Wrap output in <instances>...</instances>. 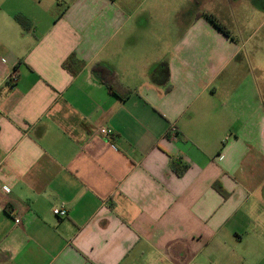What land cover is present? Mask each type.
<instances>
[{"label":"crops","instance_id":"crops-1","mask_svg":"<svg viewBox=\"0 0 264 264\" xmlns=\"http://www.w3.org/2000/svg\"><path fill=\"white\" fill-rule=\"evenodd\" d=\"M166 3L0 0V264H264V0Z\"/></svg>","mask_w":264,"mask_h":264},{"label":"trees","instance_id":"trees-1","mask_svg":"<svg viewBox=\"0 0 264 264\" xmlns=\"http://www.w3.org/2000/svg\"><path fill=\"white\" fill-rule=\"evenodd\" d=\"M205 16L220 31L229 34V32L225 30L224 26L214 17L208 14H205ZM16 21L25 30H29L32 27L31 21L22 15H17ZM84 67L85 63L78 59L74 54L70 55L63 63V68L72 76L79 74ZM92 72L98 77L101 83L106 86L108 92L111 95L117 96L121 99H127L131 95L132 90L125 87V85L121 82L117 72L111 68L106 67L104 64L98 63L92 67ZM174 170L177 175L183 176L187 170V166L174 163Z\"/></svg>","mask_w":264,"mask_h":264},{"label":"rangeland","instance_id":"rangeland-1","mask_svg":"<svg viewBox=\"0 0 264 264\" xmlns=\"http://www.w3.org/2000/svg\"><path fill=\"white\" fill-rule=\"evenodd\" d=\"M205 2L206 8L214 7L219 9V12H223V17H228L230 14V10L232 9L229 5V0H203ZM191 3L192 0H167L166 5L164 7L168 10L174 13L177 12L178 10H183V12H187L189 9H191ZM204 5V4H203ZM206 8H203L202 10L206 12ZM245 8H243L244 10ZM187 10V11H186ZM172 13V14H173ZM264 33V31H262Z\"/></svg>","mask_w":264,"mask_h":264},{"label":"built area","instance_id":"built-area-1","mask_svg":"<svg viewBox=\"0 0 264 264\" xmlns=\"http://www.w3.org/2000/svg\"><path fill=\"white\" fill-rule=\"evenodd\" d=\"M11 78L13 79V81H17V74L13 73ZM97 133H99L100 135L107 137V138H110L113 135V132L106 127H99L97 129ZM171 134H172L173 138L176 137V128L175 127L171 128ZM53 212L56 216H58L60 218L66 217V215H67V211L64 209H58L57 208V209H54ZM15 223L20 225L21 219L19 217H16Z\"/></svg>","mask_w":264,"mask_h":264}]
</instances>
